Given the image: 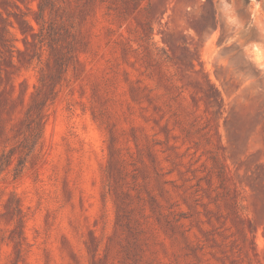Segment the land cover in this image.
<instances>
[{"label": "rangeland", "instance_id": "1", "mask_svg": "<svg viewBox=\"0 0 264 264\" xmlns=\"http://www.w3.org/2000/svg\"><path fill=\"white\" fill-rule=\"evenodd\" d=\"M2 152L0 264H264V0H0Z\"/></svg>", "mask_w": 264, "mask_h": 264}, {"label": "trees", "instance_id": "2", "mask_svg": "<svg viewBox=\"0 0 264 264\" xmlns=\"http://www.w3.org/2000/svg\"><path fill=\"white\" fill-rule=\"evenodd\" d=\"M43 4L41 3L40 5H39V9H40V13H42V10H43ZM39 129L38 130H36L34 133H32L31 135L29 134V135H26L25 137H24V139H23V141H21V143L19 144V146L21 147V146H23L24 148H28L29 147V145H30V143H31V141H33V140H35L34 141V143L39 139V137L41 136V126L40 127H38ZM7 156H8V158H7ZM6 158V159H5ZM9 155L7 154V153H4V152H2V154H1V156H0V165H1V163H2V161H8L9 160ZM1 167V166H0Z\"/></svg>", "mask_w": 264, "mask_h": 264}]
</instances>
